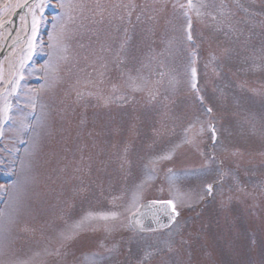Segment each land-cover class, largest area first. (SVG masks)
<instances>
[{
    "label": "rangeland",
    "instance_id": "1",
    "mask_svg": "<svg viewBox=\"0 0 264 264\" xmlns=\"http://www.w3.org/2000/svg\"><path fill=\"white\" fill-rule=\"evenodd\" d=\"M30 7L0 94V264H264V0ZM147 199L171 225L132 227Z\"/></svg>",
    "mask_w": 264,
    "mask_h": 264
},
{
    "label": "bare ground",
    "instance_id": "2",
    "mask_svg": "<svg viewBox=\"0 0 264 264\" xmlns=\"http://www.w3.org/2000/svg\"><path fill=\"white\" fill-rule=\"evenodd\" d=\"M31 0H0V94L14 74L28 34Z\"/></svg>",
    "mask_w": 264,
    "mask_h": 264
},
{
    "label": "water",
    "instance_id": "3",
    "mask_svg": "<svg viewBox=\"0 0 264 264\" xmlns=\"http://www.w3.org/2000/svg\"><path fill=\"white\" fill-rule=\"evenodd\" d=\"M34 0L30 1V4ZM166 200L148 199L130 214V224L136 230H161L169 226L176 216L172 205Z\"/></svg>",
    "mask_w": 264,
    "mask_h": 264
},
{
    "label": "snow or ice",
    "instance_id": "4",
    "mask_svg": "<svg viewBox=\"0 0 264 264\" xmlns=\"http://www.w3.org/2000/svg\"><path fill=\"white\" fill-rule=\"evenodd\" d=\"M189 39H191V36L189 35ZM193 76H195V70L193 69ZM195 85H193V87H194ZM211 190V185H209V191ZM169 205L170 204H172V202L171 201H168L167 202Z\"/></svg>",
    "mask_w": 264,
    "mask_h": 264
}]
</instances>
